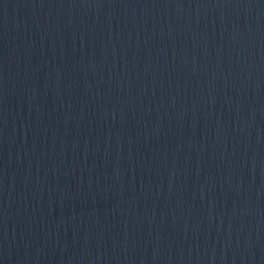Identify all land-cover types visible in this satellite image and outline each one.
<instances>
[{"label":"water","instance_id":"water-1","mask_svg":"<svg viewBox=\"0 0 264 264\" xmlns=\"http://www.w3.org/2000/svg\"><path fill=\"white\" fill-rule=\"evenodd\" d=\"M0 264H264V0H0Z\"/></svg>","mask_w":264,"mask_h":264}]
</instances>
